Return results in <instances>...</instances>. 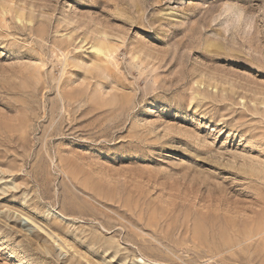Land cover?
Here are the masks:
<instances>
[{"label": "rangeland", "instance_id": "rangeland-1", "mask_svg": "<svg viewBox=\"0 0 264 264\" xmlns=\"http://www.w3.org/2000/svg\"><path fill=\"white\" fill-rule=\"evenodd\" d=\"M0 264H264V0H0Z\"/></svg>", "mask_w": 264, "mask_h": 264}, {"label": "bare ground", "instance_id": "bare-ground-1", "mask_svg": "<svg viewBox=\"0 0 264 264\" xmlns=\"http://www.w3.org/2000/svg\"><path fill=\"white\" fill-rule=\"evenodd\" d=\"M99 44V45H98ZM97 45L96 44H93L92 45V47H91V49L93 50V51H95V53H98V54H104V55H106L107 53H108V47H107V49H106V47L104 48V47H102V46H105L104 44L103 45H101L100 46V43H98Z\"/></svg>", "mask_w": 264, "mask_h": 264}]
</instances>
